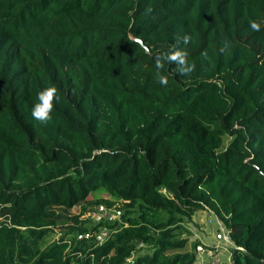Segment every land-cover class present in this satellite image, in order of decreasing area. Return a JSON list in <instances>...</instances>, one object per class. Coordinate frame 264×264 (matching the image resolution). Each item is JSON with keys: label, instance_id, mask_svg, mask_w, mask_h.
I'll return each instance as SVG.
<instances>
[{"label": "trees", "instance_id": "16d2710c", "mask_svg": "<svg viewBox=\"0 0 264 264\" xmlns=\"http://www.w3.org/2000/svg\"><path fill=\"white\" fill-rule=\"evenodd\" d=\"M173 45L195 67L162 86ZM118 203L103 244L78 239ZM205 208L233 264H264V0H0V264H195Z\"/></svg>", "mask_w": 264, "mask_h": 264}, {"label": "built area", "instance_id": "2783aa9c", "mask_svg": "<svg viewBox=\"0 0 264 264\" xmlns=\"http://www.w3.org/2000/svg\"><path fill=\"white\" fill-rule=\"evenodd\" d=\"M121 214V210L117 205L111 207L97 205L89 209L80 219L87 220L92 226H97V228L92 232L79 235L78 239L93 237L97 245L103 244L114 232V229H111L109 225L119 222ZM228 244H232L229 231H223L215 235L214 244L196 245L195 264H233L231 248L230 251L228 250V247L231 246H228ZM127 263H131V258L127 259Z\"/></svg>", "mask_w": 264, "mask_h": 264}, {"label": "clouds", "instance_id": "9594fccd", "mask_svg": "<svg viewBox=\"0 0 264 264\" xmlns=\"http://www.w3.org/2000/svg\"><path fill=\"white\" fill-rule=\"evenodd\" d=\"M249 26L252 31L259 32L261 30V22L255 19L249 20ZM183 42H188V37L184 36ZM202 55H206L203 53ZM187 53L176 45H173L167 52L158 55L155 59L157 72L156 80L162 86H167V76L162 75L160 70L164 64H175L179 68L181 75H187L194 70L195 65L187 62ZM58 100L57 89L55 87H46L37 93L36 102L33 104L31 115L34 120L41 124H47L52 121L54 103Z\"/></svg>", "mask_w": 264, "mask_h": 264}, {"label": "rangeland", "instance_id": "374dc122", "mask_svg": "<svg viewBox=\"0 0 264 264\" xmlns=\"http://www.w3.org/2000/svg\"><path fill=\"white\" fill-rule=\"evenodd\" d=\"M99 197L105 199L108 198V196L102 190H98L96 193L90 195L88 199L91 200L92 198H99ZM117 206L122 210L121 203H118ZM79 212L80 211L77 207L72 209V213L74 214H78ZM183 226L185 231L182 233L181 237L187 239V244L184 251H190L192 246L196 243L212 245L215 242V235L217 233L228 231L227 227L222 222H220L216 218L214 213L210 211L208 208L195 212L191 220L189 222L184 223ZM58 237L59 235L57 234L50 235L46 239L45 245L53 241H56ZM228 246H227L229 248L228 250L230 251V248L233 247V244H228ZM141 247H142L140 252L141 254L151 253L152 251V249L149 247H145V246H141Z\"/></svg>", "mask_w": 264, "mask_h": 264}]
</instances>
